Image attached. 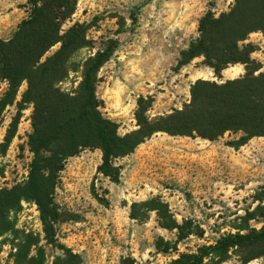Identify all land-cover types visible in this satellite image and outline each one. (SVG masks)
I'll return each mask as SVG.
<instances>
[{"label":"rangeland","instance_id":"rangeland-1","mask_svg":"<svg viewBox=\"0 0 264 264\" xmlns=\"http://www.w3.org/2000/svg\"><path fill=\"white\" fill-rule=\"evenodd\" d=\"M26 4L27 0H0V40L9 39L27 17ZM233 4L234 0H78L76 13L63 31L75 23L85 25L94 42L93 52L109 40L119 44L100 71L96 94L103 101L102 113L119 125L121 136L138 130L135 113L141 96L153 99L148 115L154 119L182 110L198 80L221 81L203 65L202 58L179 71L175 68L181 52L198 37L201 18L208 11L219 16ZM249 43L256 47L252 58L263 72L264 34H251ZM88 53L84 50L76 58ZM245 73V66H232L223 72L222 80L238 79ZM26 88L24 83L17 102ZM6 89L7 84L1 82L0 99ZM17 111L15 103L0 114V188L26 181L33 158L30 106L21 113L16 136L3 147ZM239 136L228 133L210 142L157 133L133 154L116 161L121 167L118 183L99 173L100 150L81 152L67 161L55 190L61 217L55 224L54 243L45 233L38 206L23 202L22 209L12 215L15 231L0 237V264H28L32 257L36 258L33 264H54L68 251L79 255L83 264H169L179 253H195L223 235L236 233L247 212L259 205L254 197L264 187V138L235 148L231 141ZM153 199L167 204L179 224L199 226L203 237L193 235L178 242L179 252L159 251L157 241L176 244L177 231L162 228L156 211L136 208L140 219L131 218L134 204ZM250 226L260 229L264 219L251 221ZM223 264L240 262L232 257Z\"/></svg>","mask_w":264,"mask_h":264},{"label":"trees","instance_id":"trees-1","mask_svg":"<svg viewBox=\"0 0 264 264\" xmlns=\"http://www.w3.org/2000/svg\"><path fill=\"white\" fill-rule=\"evenodd\" d=\"M77 6L78 0H27V17L9 39L0 40V83L7 84L0 99V114L15 103L18 110L3 147L7 148L16 136L21 113L30 106L29 147L33 154L27 180L12 188H0V237L15 231L12 215L22 209V203L33 202L41 213L49 241L54 243L55 224L61 217L55 201L60 174L70 158L85 150H100L99 173L118 183L121 167L116 161L133 154L157 133L210 142L228 133L240 135L231 141L235 148L254 138H264V71L252 58L256 47L246 44L251 34H264V0H234L229 11L219 16L208 11L199 21L198 37L181 52L175 70L202 58L203 65L221 81L198 80L191 87L190 102L182 110L154 119L148 115L153 99L141 96L135 113L139 128L124 136L119 134V125L104 116L103 101L96 94L102 79L100 71L113 58L119 44L109 40L93 52L94 42L88 38L85 25L75 23L63 31ZM57 45L58 50L47 56ZM84 50L89 51L88 55L77 59ZM236 65L245 66V75L223 81V72ZM24 83L27 88L17 102ZM67 83L71 87H65ZM254 200L259 205L247 212L244 223L235 227L236 233L223 235L195 253H179L169 264H223L232 257H237L240 264L255 260L264 264V226L260 229L250 226L251 221L264 219V187ZM136 208L156 211L162 228L177 231L176 244L157 241L156 247L163 253L179 252L178 242L204 235L199 226L193 228L189 222L179 224L173 220L169 207L160 200L134 204L131 218L139 220ZM35 261L32 257L28 264ZM54 264H83V261L68 251Z\"/></svg>","mask_w":264,"mask_h":264}]
</instances>
